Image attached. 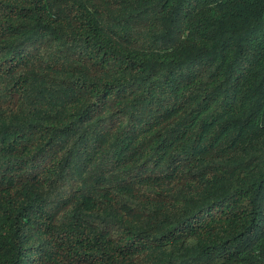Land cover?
I'll return each mask as SVG.
<instances>
[{"label": "trees", "instance_id": "16d2710c", "mask_svg": "<svg viewBox=\"0 0 264 264\" xmlns=\"http://www.w3.org/2000/svg\"><path fill=\"white\" fill-rule=\"evenodd\" d=\"M0 264H264V0H0Z\"/></svg>", "mask_w": 264, "mask_h": 264}]
</instances>
